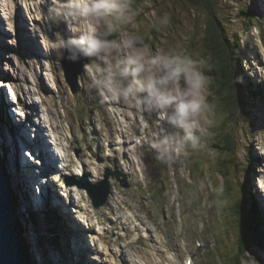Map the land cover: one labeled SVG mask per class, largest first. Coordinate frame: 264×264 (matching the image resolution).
Wrapping results in <instances>:
<instances>
[{
  "label": "rangeland",
  "instance_id": "obj_1",
  "mask_svg": "<svg viewBox=\"0 0 264 264\" xmlns=\"http://www.w3.org/2000/svg\"><path fill=\"white\" fill-rule=\"evenodd\" d=\"M51 7L52 0H0L4 35L0 43V79L18 92L22 117L16 115L25 123L30 121V129L40 130L56 160L57 168L42 161L41 166H36L37 174H47L46 179L45 175L40 177V185L48 182L59 192H55L61 204L59 212L66 205L76 223L73 224L80 230L74 232L75 239L70 242L71 236L63 235L59 219H53L51 224L42 212L47 226L37 217L24 243L28 249L29 243L32 246L35 262L187 264L189 260L191 264H264V247L252 246L243 255L235 256L237 222L241 217L233 210L240 200L244 203L246 191L249 199L263 209L262 213L259 208L264 230V0H217L218 16L227 36L235 40L237 35L241 41L238 61L233 63L238 69L242 100L249 108L235 125L238 167L228 170L233 184L228 199L222 197L225 181L219 173V163L228 156H221L218 147H213L217 142L210 130L212 125L227 120L226 114L217 115L214 110L207 122L201 121L204 149L193 151L184 163L163 164L150 145L161 128L167 127L164 121L155 114L137 113L127 101L102 102L87 87V69L79 78L80 91L71 92L61 64L66 53L61 55L52 44L58 33H74L66 22L50 17ZM131 8L137 13L138 27L127 26L123 35L113 33L109 40L123 42L129 35H138L153 53L161 56L201 58L199 38L207 20L204 8L193 7L187 0L145 1L138 7L131 3ZM242 10L256 15L259 23L244 16ZM165 13L171 23L162 27L158 19ZM23 38L37 47L39 55L26 52ZM211 80L209 77L207 98ZM180 84L183 86V80ZM3 132L0 130L1 136ZM10 159L7 168L15 188L20 183L16 176L21 175L14 176V160ZM106 170L120 174L121 181L125 177L127 187L121 186L115 176L110 177L113 194L105 207L95 209L86 191L74 181L81 172L96 184ZM65 180L74 185L66 186ZM18 203L22 217L28 218L25 212L34 210L26 211L20 198ZM250 205L245 201L246 208ZM61 217L66 222L62 214ZM53 225L57 239L50 232ZM261 233L264 242V231Z\"/></svg>",
  "mask_w": 264,
  "mask_h": 264
},
{
  "label": "clouds",
  "instance_id": "obj_2",
  "mask_svg": "<svg viewBox=\"0 0 264 264\" xmlns=\"http://www.w3.org/2000/svg\"><path fill=\"white\" fill-rule=\"evenodd\" d=\"M136 15L131 0H52L50 17L66 22L74 33H58L52 47L73 62L92 61L85 65L87 87L102 102L127 101L137 113L164 121L167 127L150 146L163 164L184 163L193 151L206 147L201 121L214 112L207 100L209 77L203 72L207 62L191 55L153 53L138 35L123 42L108 39L116 32L123 35L127 26L136 29ZM170 23L167 13L158 19L159 26Z\"/></svg>",
  "mask_w": 264,
  "mask_h": 264
},
{
  "label": "trees",
  "instance_id": "obj_3",
  "mask_svg": "<svg viewBox=\"0 0 264 264\" xmlns=\"http://www.w3.org/2000/svg\"><path fill=\"white\" fill-rule=\"evenodd\" d=\"M145 1L154 0H131L134 7H138ZM193 7L204 8L207 12V20L203 24L201 36L199 38L200 43V56L206 60V66L203 71L206 76L212 78V82L209 85L211 94L207 100L213 104L214 110L217 115L225 113L227 120L218 125H212L210 128L213 133L212 137L217 143L213 144V147L217 146L220 150V155H227L228 159L219 163V173L224 178V192L223 199H228L233 191V184L229 178L228 170L237 168L236 163V137H235V125L242 116L245 115V111L249 108L243 102L241 97V86L238 84V73L233 61H238L241 41L235 35V40H232L227 36L224 24L220 20L217 11V0H187ZM241 13L248 18L253 19L255 24L259 23L258 18L252 12L242 10ZM247 21V20H246ZM248 24V22L246 23ZM235 55L236 57H233ZM240 87V88H239ZM1 114V113H0ZM4 161L1 157V165ZM221 161V160H220ZM15 199V195L12 194ZM250 194L245 191L242 200L248 201L251 205L250 208L245 207L241 200L234 205V213L241 218L238 219L237 229L238 237L236 243V254L243 255L252 246L264 247L263 236L261 234L260 223L258 220V214L255 210L254 203L250 200ZM13 199V206L16 208V200ZM32 216H36L32 214ZM54 216H48L50 223L53 224ZM35 220V218H33ZM19 224V232L21 236L24 231L23 227ZM52 229V226H51ZM54 238L57 239V234L54 229L51 230ZM23 237V236H22ZM23 241V255L24 262L31 264L29 257L31 254L28 251L27 245H24ZM58 245V244H56ZM33 260V259H32Z\"/></svg>",
  "mask_w": 264,
  "mask_h": 264
},
{
  "label": "bare ground",
  "instance_id": "obj_4",
  "mask_svg": "<svg viewBox=\"0 0 264 264\" xmlns=\"http://www.w3.org/2000/svg\"><path fill=\"white\" fill-rule=\"evenodd\" d=\"M0 25H1V23H0ZM1 34H2V30H1V26H0V43L3 40V38H4L3 37L4 35H1ZM23 43H24V47L26 49V52L30 51V52H32L35 55H39V51H38L37 47L33 46V44L30 42V40L28 38H23ZM85 70H86V68H85ZM0 81H2V79H0ZM0 84H2V83H0ZM3 88L6 91V96H7L8 102H9V99L10 100H14V95H15L14 88L11 87L10 85H7V86L4 85ZM0 99H1V102H0V104H1L0 128L1 129L0 130L4 131L3 132V136L0 135V141H2L4 143L3 145L0 143V152L2 153V157H3L4 161H5V163H4V171H5L6 177L8 179V184H9V187L11 189L10 191H11L12 194L15 195V199L14 198L13 199H14V201L16 200V202H15L16 203V208L14 207V209H15L16 215L19 217L18 220L20 219L19 222H21V226L24 229V233L22 235L23 236L22 237V243H23V241L26 240L27 235L30 233L31 228L34 226V224H33L34 223V219H33L34 217L32 216V214L36 215L35 219H37V217H38V219L40 220L41 224H44L45 226H47V223L45 221V217H44V222L42 221L43 220V214L41 215V213L45 212V216L46 217L52 214V212H48L49 211V209L47 208V206L49 204L48 202H58L59 201V197H57V194L59 192H56V191H54L52 189V187L47 186L46 187L47 189L45 190L44 195H42V197H37L38 194L36 193V191L33 188H35L34 187L35 182H36L37 186L40 185L39 178L41 177V174L43 173V171H40L37 174L34 171V169H32L31 167H29L26 164L25 161H29V163H30V158H33L32 150H30V148H29L30 146H28L27 144H22L23 146L26 145V153H22L23 152V146L19 147L20 142L17 139V136L23 133V128L22 127H26L25 134L21 138V140L23 141V139L27 136V131H28L27 128L29 129L30 125L28 126L25 123L21 124L22 127L17 126V125H13L12 124L13 121H12V118H11L10 113H9V105L4 100L3 92H0ZM10 110L12 112V115H16V111H14L13 109H10ZM14 121L17 123L15 117H14ZM34 124H35V122H34ZM18 125H20V124H18ZM33 129H35V127ZM38 131H39V134L42 135L40 133V130H33L32 132H33V134H35ZM9 138H11L12 141ZM7 139L10 140L9 143L7 142ZM31 143H32L33 146H35V149H36L35 154L38 155V157H39L38 160L42 161V162H46L49 165L50 168L51 167L53 168L55 166V164H56L55 163L56 160H53V153H51L50 149H48V147L46 146L47 143H45V140L41 137L37 142H31ZM44 144H45V146H44ZM20 150H21V153L23 154V157L25 158L24 163H23V157L20 154ZM8 151H9V156H7ZM37 152H39L40 154H38ZM50 153H51V155H50ZM10 158H13V160H14V165H13V167H15L14 168V172H13V173H15L14 176H16V174L21 175V178L19 176H16V178H19L18 181L20 183H17L15 188L11 184L12 183L11 182L12 175L10 174V172L8 171V168H7L8 160H9V162L11 161ZM35 162H37V160ZM5 164H6V166H5ZM34 167H36V166H34ZM42 169H44V168H42ZM80 173L81 172L77 173V175H79ZM260 177H262V176H260ZM33 178L35 179V182L33 181ZM258 178H259V176H258ZM21 188H23V189H21ZM50 188H51V190H50ZM256 188H258V190H259V187L257 185H256ZM20 190H23L22 191V198H21V195H20ZM17 196L20 198V202L24 201V203H25L24 205H25V210L26 211L28 209H33L34 210V211H30V212H25L27 214L28 218L22 217L24 215L19 210V203H18V199L19 198ZM254 200H255V197H254ZM262 203H264V202H262ZM262 203H261V205H262ZM39 204H43V205H39ZM58 205L61 206V204H58ZM262 206L264 208V204ZM50 208H51V206H50ZM58 208H59V206H58ZM66 208H67L66 205H64V206L61 207V212H59V209H57L56 211H57V213H59L60 218H61V222L63 224V227H62V232H64L63 235L67 234V237L71 236L70 238H68V240H70V242H71V240L75 239V238H73V235H76L74 232H80V230H79L78 227H76L74 225L76 223L70 217V215L67 213L68 211L66 210ZM60 213L62 214V216L64 217L66 222L62 221V217H61ZM28 225H30V228L27 227ZM65 225H67V227ZM65 228H66V230H65ZM26 229H28V230H26ZM261 231H264V230L262 229ZM32 232L34 234L36 233V231H34V229L32 230ZM28 237H31V236L29 235ZM35 237H36V235H35ZM25 243H26V241H25ZM28 247H29L28 251H30V254H31L30 256L33 259L32 260L29 257V260H30L31 264H37L35 262V258L33 256L34 253L30 250L32 248V246H30V243H29ZM70 247H71V244H70ZM69 251L71 252V250H69Z\"/></svg>",
  "mask_w": 264,
  "mask_h": 264
},
{
  "label": "water",
  "instance_id": "obj_5",
  "mask_svg": "<svg viewBox=\"0 0 264 264\" xmlns=\"http://www.w3.org/2000/svg\"><path fill=\"white\" fill-rule=\"evenodd\" d=\"M91 60L81 58L75 62L67 59V53L61 60L64 78L71 92L77 94L80 91L79 78L85 74V65ZM1 162V159H0ZM115 176L121 186L127 187L126 178L121 181L120 174H113L106 170L103 179L96 184L87 180L86 176L77 179L74 183L84 189L95 209L105 207L113 194L110 185V177ZM65 180L66 186H72ZM8 184V179L0 163V264H26L23 255L22 236L19 232L18 218L13 206V197Z\"/></svg>",
  "mask_w": 264,
  "mask_h": 264
}]
</instances>
